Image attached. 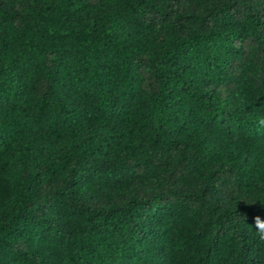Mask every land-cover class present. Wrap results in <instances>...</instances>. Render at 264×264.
<instances>
[{
	"label": "trees",
	"instance_id": "16d2710c",
	"mask_svg": "<svg viewBox=\"0 0 264 264\" xmlns=\"http://www.w3.org/2000/svg\"><path fill=\"white\" fill-rule=\"evenodd\" d=\"M257 214L264 0H0V264H264Z\"/></svg>",
	"mask_w": 264,
	"mask_h": 264
},
{
	"label": "clouds",
	"instance_id": "9594fccd",
	"mask_svg": "<svg viewBox=\"0 0 264 264\" xmlns=\"http://www.w3.org/2000/svg\"><path fill=\"white\" fill-rule=\"evenodd\" d=\"M256 203H252L250 205H254ZM243 219L246 221L247 216L243 214ZM250 227L255 229L256 237L261 241L264 242V218L261 215L257 214L253 217V223L250 224Z\"/></svg>",
	"mask_w": 264,
	"mask_h": 264
}]
</instances>
